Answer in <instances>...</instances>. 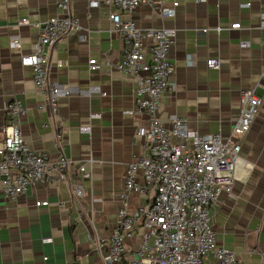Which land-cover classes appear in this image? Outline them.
Here are the masks:
<instances>
[{"label":"crops","instance_id":"obj_1","mask_svg":"<svg viewBox=\"0 0 264 264\" xmlns=\"http://www.w3.org/2000/svg\"><path fill=\"white\" fill-rule=\"evenodd\" d=\"M57 1L0 0V141L11 121L5 105L19 100L25 113L17 124L27 146L50 159L63 154L71 160L64 180L32 182L14 199L0 191V264H103L95 240L114 229L127 164L145 151L138 131L148 127L147 116L134 112L136 85L121 68L126 44L108 17L118 9L115 5L70 0L69 11L81 29L64 34L48 49L49 81L72 91L57 100L54 113L34 85L32 68L21 65L20 56L36 40L32 23L61 15ZM175 1V7L164 3L173 8V16L141 3L122 17L138 27L173 30L168 60L174 89L161 95L158 108L165 127L177 115L192 130L225 138L240 111V90L254 88L261 97L258 115L236 139L241 149L232 191L209 207V224L217 244L233 251L239 263L264 264V29L258 26L264 0ZM234 22L240 28H230ZM201 28L207 32L199 33ZM13 36L20 43L15 48L10 46ZM151 43L146 39L143 46ZM210 57L221 59L219 69L206 66ZM91 58L99 63L93 71L88 69ZM82 126L89 131H81ZM80 164L90 177L80 175ZM136 181L143 184L141 172ZM76 185L82 197L73 193ZM150 197L129 191V210ZM39 200L48 203L36 206ZM141 232L135 225L125 242L126 255L138 248Z\"/></svg>","mask_w":264,"mask_h":264},{"label":"built area","instance_id":"obj_2","mask_svg":"<svg viewBox=\"0 0 264 264\" xmlns=\"http://www.w3.org/2000/svg\"><path fill=\"white\" fill-rule=\"evenodd\" d=\"M165 2H171L173 7L178 4L175 0H107L118 8L110 11L108 17L126 44L121 68L136 85L134 112L146 114L148 127L138 131L145 140L144 153L126 167L115 227L108 236L96 238V248L103 264H241L233 251L217 244L209 224V207L218 203L222 193L232 191L241 149L236 139L249 130L262 99L254 88L240 90V111L225 138L219 132L201 134L192 130L186 119L177 115H171V126L165 127L160 122L158 108L161 95L168 88L174 89L169 77L173 65L168 60L173 30L138 27L131 19L122 17L123 12L130 14L141 3L150 5L162 16H173V8L165 7ZM69 4L70 0H58L56 6L62 11L61 15L32 23L36 40L31 51L19 58L21 65L32 68L34 85L46 95L53 113L57 100L72 92L48 79V49L64 34L81 29L78 19L69 11ZM258 26L264 29V12ZM229 27L240 28V23H231ZM198 32L205 33L207 28ZM146 39L152 40L148 48L143 46ZM19 44L17 36L10 39L12 48ZM240 45L248 46V42L241 41ZM205 64L217 70L221 59L210 57ZM98 67L96 59H89L90 71ZM24 113L19 100L5 105V115L11 121L3 128L4 136L0 141V191L8 199L25 193L32 182L66 179L71 164L63 154L50 159L27 146L17 124L18 116ZM79 129L87 132L90 127ZM87 161L92 163L91 158ZM77 171L83 178L90 177L84 164L77 166ZM137 172H141L143 184L136 181ZM72 191L78 197L83 195L80 185L74 186ZM129 191L150 193L151 197L146 204L129 210ZM47 203L39 200L35 205ZM135 225L142 228L140 241L138 248L128 256L125 242Z\"/></svg>","mask_w":264,"mask_h":264}]
</instances>
